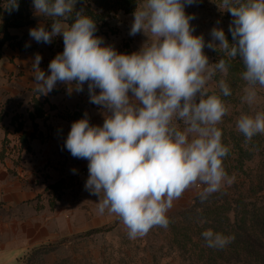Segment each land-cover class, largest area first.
Masks as SVG:
<instances>
[{"label": "clouds", "instance_id": "obj_1", "mask_svg": "<svg viewBox=\"0 0 264 264\" xmlns=\"http://www.w3.org/2000/svg\"><path fill=\"white\" fill-rule=\"evenodd\" d=\"M76 2L33 0L37 14L53 19L51 31L39 26L30 29V36L51 43L62 34L64 43L63 52L49 63L50 75L39 67L42 57L35 56V91L46 95L61 82L75 83L80 92L87 83L90 102L110 114L102 126L90 124L86 114L73 122L64 146L74 158L88 161L85 188L99 197L98 213L118 216L129 239L154 227L167 229V213L187 190L199 189L203 203L234 182L223 163L230 147L218 127L229 112L222 97L232 90L221 78L222 95L210 94L209 84L239 58L245 82L241 100L250 109L258 103L259 89H264V0H221L218 7L232 16V42L223 29L213 28L207 44L203 35L192 34L195 16L185 13L197 0H142L130 35L143 32L149 39L132 54L104 45L94 34L96 22L83 9L66 23ZM7 9H18L17 0H9ZM205 46L219 48L224 58L209 63ZM236 127L245 143L264 135V111L242 113ZM201 235L214 249L235 239L211 228Z\"/></svg>", "mask_w": 264, "mask_h": 264}, {"label": "rangeland", "instance_id": "obj_2", "mask_svg": "<svg viewBox=\"0 0 264 264\" xmlns=\"http://www.w3.org/2000/svg\"><path fill=\"white\" fill-rule=\"evenodd\" d=\"M220 3L221 0H197L185 7L187 15L195 16L190 21L194 28L192 34L203 35L206 44L212 41L213 28L223 29L225 34L230 33L232 16L227 10L218 7ZM106 21L103 26L96 25L94 34L103 39L104 45L113 46L118 53L138 52L149 39L143 32L130 35L134 12L119 10L112 13ZM32 28L34 29L33 26ZM215 43L218 45L219 41ZM63 49V36L60 34L53 37L51 43L36 41L35 46L25 51L21 57V69L14 78L10 74L8 80L10 85L18 87L20 94L16 99L9 96L7 101H0V121H31L28 109L31 107V91L36 88L33 73L35 56L39 54L42 57L39 67L46 75H50L49 63ZM203 51L209 58V63L214 64V50L205 46ZM224 76L221 75L220 78L225 79ZM226 82L232 95L222 98L229 112L218 127L223 132V143L230 147V152L223 161L224 167L229 176H234L235 179L230 186L226 185L213 195L219 200L225 196L235 200L245 195L246 202L252 206L264 195V135H257L251 142L245 143V137L238 131L236 122L242 113L264 111V89H259L258 103L250 109L241 100L245 82L240 81L236 85L231 81ZM29 86L32 87L28 88ZM53 89L60 90L49 96L50 103L53 101L57 108L51 109L48 103L49 121L42 122L38 119L39 130L44 136L48 135L43 142L47 145L44 150L49 149V153L47 156H38L36 161L39 167L27 179L32 187V209L38 215L40 232L45 235L25 253L22 248L1 249L0 264H264V235L262 237L256 224L253 230L249 222L247 226L238 225L236 233L243 237L249 234L251 253L240 258L228 256L217 261L196 258L195 238L190 240L177 227L180 225L179 221L186 220L182 212L195 203L199 189H189L174 201L172 209L167 213L170 219L167 229L154 227L143 237L129 239L128 230L118 216L107 210L103 215L98 213L99 197L90 195L85 188L89 176L88 161L74 158L64 146L73 121L64 119L61 112L74 111L79 106L83 113L87 112L90 124L99 126L103 125L105 116L110 113L102 106L90 102L87 83L80 92L75 90V83L67 85L57 82ZM95 91L99 94L100 90ZM209 92L222 95L215 77L209 84ZM239 141L244 150L235 146ZM29 157L23 156L19 160H27ZM70 175L74 176V181L69 188L59 192L45 188L48 183ZM53 200L55 204L51 205ZM231 218L234 219L233 213Z\"/></svg>", "mask_w": 264, "mask_h": 264}, {"label": "trees", "instance_id": "obj_3", "mask_svg": "<svg viewBox=\"0 0 264 264\" xmlns=\"http://www.w3.org/2000/svg\"><path fill=\"white\" fill-rule=\"evenodd\" d=\"M142 0H77L74 11L65 21L69 25L75 21V12L83 9L84 14L90 16L96 25L103 26L107 23V18L112 13H117L123 10L126 13H132L139 6ZM18 9L9 10V0H0V60L3 57L4 48L6 46L19 47L21 50H28L30 47L27 45V36L29 34L19 35L12 32L13 28H20L27 25H33L37 28L33 19V0H17ZM47 21V29L51 30L52 19L45 17ZM227 39L232 42L231 32L225 34ZM215 63L220 58H224V53L218 48L215 51ZM244 71V66L239 58L230 61L228 73L224 76L226 81H231L232 84H237L243 81L241 73ZM219 72H217L215 79L219 82L221 79ZM35 94H38L35 92ZM34 111H30V116L34 120L36 117L47 119L48 114L44 109V103L38 97H33ZM64 117L73 119V122L82 119V113L76 110L75 112H65ZM1 117V114H0ZM19 127V126H18ZM36 127V124H35ZM32 133L31 137H35ZM25 141L24 137H21ZM239 150H244L241 142L235 144ZM74 181V176L70 175L62 177L47 186L53 192H59L69 188L70 184ZM245 195H241L235 200L224 199L219 200L211 195L207 201L201 202L199 197L196 198L195 203L183 211L185 221H179L177 229L183 230V234L188 236L190 240L195 238V255L199 260L207 259L217 261L228 256L240 258L252 252L251 243L248 235H241L236 233L238 225L247 226L248 222L250 227L255 230V224L260 229L262 237L264 235V195L258 202H254L252 206L246 202ZM55 204V200L51 205ZM234 214V219L231 214ZM181 215V214H180ZM213 229L216 232L223 233L227 236H234L235 239L223 249L209 248L202 237V232L207 229ZM249 229V228H248ZM194 233H189L190 231ZM98 231V230H97ZM259 232V231H258ZM180 235V234H179ZM242 237V239H241ZM252 255V254H250ZM249 255V256H250Z\"/></svg>", "mask_w": 264, "mask_h": 264}, {"label": "crops", "instance_id": "obj_4", "mask_svg": "<svg viewBox=\"0 0 264 264\" xmlns=\"http://www.w3.org/2000/svg\"><path fill=\"white\" fill-rule=\"evenodd\" d=\"M33 19L37 27L44 26L47 30L45 17L37 14L34 7ZM32 26L13 28L12 32L19 35L29 34L30 29H33ZM27 45L30 48L36 45V41L30 34L27 36ZM25 51L19 47L6 46L4 48L3 57L0 60V101H7L9 96L16 99L17 95L20 94L18 87L10 85L8 80L10 74H12L11 78H14L18 70L21 69V57L26 53ZM31 92V107L28 109V117L31 121H2L3 119L0 121V241L3 244L2 249L22 248L24 253L35 246L40 238L45 235V233L40 232L38 215L32 209L31 199L33 195L30 193L32 187L29 185L31 182H27V179L33 170L39 167L36 161L38 156L40 154L47 156L49 153V149L44 150L47 145L46 142H43L47 140L48 135L44 136L39 130L38 123L40 121L38 119H41L42 122L49 121L50 114L47 109V104L50 103L49 96L57 94L60 90L53 89L46 95L35 94V89ZM34 95L43 101L44 109L48 114L47 119L36 117L33 120L31 118L30 111H34ZM50 106L51 109L57 108L53 101ZM76 110L82 113V118L85 117L87 112L83 113L79 106L70 112ZM63 114L61 112L64 119L73 121L71 118L64 117ZM32 133L36 134L35 137H31ZM22 136L25 141L21 140ZM20 156L30 157L27 160H19ZM50 183L46 185V189Z\"/></svg>", "mask_w": 264, "mask_h": 264}, {"label": "built area", "instance_id": "obj_5", "mask_svg": "<svg viewBox=\"0 0 264 264\" xmlns=\"http://www.w3.org/2000/svg\"><path fill=\"white\" fill-rule=\"evenodd\" d=\"M3 248V244L2 242L0 241V250Z\"/></svg>", "mask_w": 264, "mask_h": 264}]
</instances>
